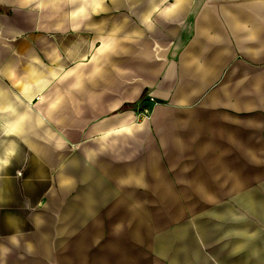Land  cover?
<instances>
[{"label": "crops", "instance_id": "obj_1", "mask_svg": "<svg viewBox=\"0 0 264 264\" xmlns=\"http://www.w3.org/2000/svg\"><path fill=\"white\" fill-rule=\"evenodd\" d=\"M104 36L110 60L89 64ZM138 100L142 123L120 126ZM72 105L96 119L82 141L67 137ZM68 146L81 153L63 170L83 161L84 178L109 174L133 211H146L144 184L153 199L218 202L190 224L189 256L170 264H264V0H0V264H55L64 210L52 237L41 229L55 208L54 155ZM124 146L127 163L114 162ZM34 234L46 260L30 257Z\"/></svg>", "mask_w": 264, "mask_h": 264}, {"label": "rangeland", "instance_id": "obj_2", "mask_svg": "<svg viewBox=\"0 0 264 264\" xmlns=\"http://www.w3.org/2000/svg\"><path fill=\"white\" fill-rule=\"evenodd\" d=\"M121 11L126 10L120 9ZM135 12L139 13V10L135 9ZM107 52L106 50H103V53L100 52L102 53V64L110 60L106 55ZM141 59L136 57L134 64H141ZM125 108L134 109L136 111L135 122L142 123L143 120L138 119L145 111L142 100L126 105ZM66 112L70 116V120L67 121L69 126L66 128L69 140L77 142L87 139L88 137L83 135L82 130L86 127L87 130H91L96 119L88 121L79 119V108L74 105L66 109ZM133 141L131 146L137 147V141ZM88 144L94 145L95 143L89 142ZM147 149L148 146L146 147V158L150 159L149 162H155V158L150 157L151 149L150 151ZM131 150L132 147H122L120 151L122 155L114 159V162L126 164L125 156L130 154ZM143 152L142 147L140 154L135 155L134 159L139 157V162L135 160V171L136 176H142V181L146 183ZM79 153L81 152L78 146L71 148L68 146L60 152L56 151L54 155L55 208L46 211L47 219L41 230L46 236L52 237L54 225L56 231L60 212L64 210L66 220L60 223L62 226L60 241L64 240V243L62 242L63 244H60L62 247L55 252V264H170L173 262L171 257L178 254L183 257L189 256L186 247L190 239V224L193 219H196L195 217L201 218L204 215L207 205L212 206L218 202L153 199L159 196L157 186L148 187L144 184L143 186L138 185V189L144 198L146 211H133L132 206H123V201L115 197L118 192L111 185L112 180L108 178L109 174H102L103 177L95 174L84 178V167H81L84 166L83 161L80 164L77 161L69 171L63 170L66 161ZM115 171L118 175H123L124 169L113 168L114 176H116ZM64 177L67 179L62 180ZM89 186L91 188H88ZM86 188L92 191L90 200L85 198ZM53 213L55 223L52 220ZM35 234L32 239L35 250L30 253V257L35 260L41 258L46 260L49 254L44 248L41 249L42 238L40 236L37 238ZM78 245L82 251L81 257L70 253Z\"/></svg>", "mask_w": 264, "mask_h": 264}, {"label": "bare ground", "instance_id": "obj_3", "mask_svg": "<svg viewBox=\"0 0 264 264\" xmlns=\"http://www.w3.org/2000/svg\"><path fill=\"white\" fill-rule=\"evenodd\" d=\"M96 40H97V38H93L90 41L89 50H90L91 55L89 56V58H87L85 60L89 61V64H95V65L97 64V65H99L103 61L100 52H103V50H107L110 47V45H111V39H110V37H107L106 38L104 36V38L102 39V47L99 48L98 50H95L94 49L95 48V44H96ZM83 61L84 60L78 61L75 66H77V65L78 66H80V65H88V63H85ZM39 99H41V100L44 99V96L42 95V93L39 94ZM132 114L133 113L129 112L128 114H124V115L121 114L120 117L123 118L124 120H126L129 117V115H132ZM130 122L134 123L135 120L134 119H131L129 122L128 121H123L122 124H120V126L126 125L127 123H130ZM6 130H7V132H11V133L13 132V133H15L14 130L10 126H8V125H6Z\"/></svg>", "mask_w": 264, "mask_h": 264}]
</instances>
